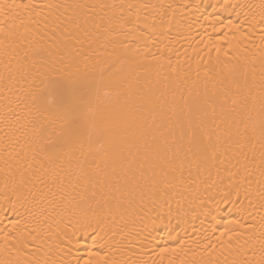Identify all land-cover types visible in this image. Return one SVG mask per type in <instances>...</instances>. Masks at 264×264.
<instances>
[{
	"label": "bare ground",
	"instance_id": "bare-ground-1",
	"mask_svg": "<svg viewBox=\"0 0 264 264\" xmlns=\"http://www.w3.org/2000/svg\"><path fill=\"white\" fill-rule=\"evenodd\" d=\"M0 4L19 6L0 15V264H264V165L258 138L242 150L222 142L217 155L206 159L187 152L182 142L185 150L171 169L132 177L119 166L113 171L105 165L103 153L109 149L99 131L105 125L96 117L98 106L109 107L118 91L129 89L134 96L174 101L185 113L199 103L206 128L217 130L220 82L227 83L233 72H247L249 84H259L264 0ZM77 4L109 7L86 8L77 18L72 7ZM83 13L97 22L110 18L112 31L91 45L74 40L84 27L91 30ZM40 49L64 56L57 67L65 74L79 70L97 80L105 61L120 58L103 72L98 96L93 94L82 111L83 132L93 133V149L105 144L91 178L60 160L41 167L33 159L38 148L30 143L32 118L23 103L27 86L17 70L30 68ZM72 55L78 57L75 63H69ZM121 66L118 87L111 73ZM9 72L19 80L11 92L3 87ZM253 94L258 95L256 88ZM9 103L15 115L6 117ZM230 105L231 99L224 106ZM48 128L43 138H35L39 144L56 141L60 129ZM83 152L87 155V145ZM75 156L84 158L80 151Z\"/></svg>",
	"mask_w": 264,
	"mask_h": 264
},
{
	"label": "snow or ice",
	"instance_id": "snow-or-ice-1",
	"mask_svg": "<svg viewBox=\"0 0 264 264\" xmlns=\"http://www.w3.org/2000/svg\"><path fill=\"white\" fill-rule=\"evenodd\" d=\"M16 7L19 6L0 4V15L4 14L6 8L12 11ZM72 7L78 11L79 18L82 10L86 8L99 7L103 10L109 6L77 4ZM89 21L91 30L84 27L80 34L73 37L81 44L84 40H89L91 45L101 37L106 38L107 33L112 31L110 18L106 20L101 16L97 22L94 17L83 13V24L88 25ZM72 22L77 23V20L73 19ZM77 27L80 28L81 25L77 24ZM108 42L105 39V43ZM65 59L64 56H55L40 49L33 53L30 68L17 70L27 86L26 90L22 88L23 103L28 116L32 118L29 123L32 124L34 139L30 143L36 144L38 148V151L33 149V159L41 167L45 162L55 164L60 160L66 162L69 168L74 165L86 179L91 178L97 174L99 168L96 156L107 144L109 150L103 153L105 165L111 164L113 171L119 166L126 175L131 173L132 177L137 172L141 176L148 172L155 175L157 170L164 173L174 166L180 152L185 150L182 142L187 143V152L197 158L206 159L209 154L217 155V146L222 142H230L242 150L257 138L261 164L264 165V65L260 68L258 85L249 84L247 72H233L227 83L220 82V94L223 97L219 116L221 123L216 125L217 130L212 131L206 128L204 120L198 115L203 112V105L199 103L189 106L185 113L174 101L169 104L144 94L134 96L129 89L118 91L115 103L102 109L99 106L97 108L96 117L105 125L104 129L99 130L105 137V144H101L100 150H96L92 147L93 133L83 132L82 111L91 105L93 94L98 96L103 83V72L115 67L120 58L104 62L100 80L89 78L88 73H80L79 70L65 74L57 67L58 64H64ZM77 59L78 57L72 55L69 63H75ZM122 70L123 66L111 73L115 77L112 83L118 87ZM254 78L255 73L253 80ZM18 83L19 80L11 72L3 78V87L9 92ZM253 88L258 90V95L253 94ZM229 99L231 105L225 108L224 105ZM6 107V117L15 115L10 103ZM213 113L215 115V108ZM41 119L46 123H40ZM48 125H52L53 130L57 127L60 129L57 139L51 144H39L35 138H43L48 134ZM92 127L97 129L95 124ZM85 145L88 147L87 155L83 152ZM77 151L81 152L83 159L75 156ZM26 158L27 153L22 159Z\"/></svg>",
	"mask_w": 264,
	"mask_h": 264
}]
</instances>
